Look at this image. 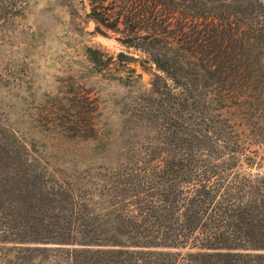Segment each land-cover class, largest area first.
Instances as JSON below:
<instances>
[{
    "label": "trees",
    "instance_id": "obj_1",
    "mask_svg": "<svg viewBox=\"0 0 264 264\" xmlns=\"http://www.w3.org/2000/svg\"><path fill=\"white\" fill-rule=\"evenodd\" d=\"M24 1L0 0V21ZM82 1L95 30L133 48L87 46L89 60L128 85L141 77L130 63H148L150 86L119 111L116 156L109 116L88 93L68 128L84 149L66 147L62 169L0 126V238L68 245L67 264H264V200L232 137L264 72L261 0ZM185 246L199 250L181 261L171 248Z\"/></svg>",
    "mask_w": 264,
    "mask_h": 264
},
{
    "label": "rangeland",
    "instance_id": "obj_2",
    "mask_svg": "<svg viewBox=\"0 0 264 264\" xmlns=\"http://www.w3.org/2000/svg\"><path fill=\"white\" fill-rule=\"evenodd\" d=\"M261 2L264 5V0ZM85 5L82 0H26L0 21V126L7 124L27 142L35 141L34 154L59 169L65 167L61 160L68 152L66 147L72 151L84 149L72 145L80 138L73 129L86 114L82 94L96 97L100 117L109 116L107 121L115 133L109 139L108 153L116 156L122 141L118 131L124 123V114L119 111L150 86L155 70L148 63L131 62L141 77L128 85L107 78L105 68L94 66L87 46L108 54L133 48L119 42L110 30L106 34L95 30V22L85 14ZM258 65L264 68V59ZM257 70L256 90L250 92V104L242 107L244 114L251 116L248 127L235 125L232 137L244 142L240 170L255 179L254 194L264 200V72ZM231 110L234 108L222 112L230 115ZM69 127L73 131H68ZM5 132L9 133L8 128ZM66 247L0 238V264H67L60 249ZM171 249L181 253V261L199 250L191 246Z\"/></svg>",
    "mask_w": 264,
    "mask_h": 264
}]
</instances>
